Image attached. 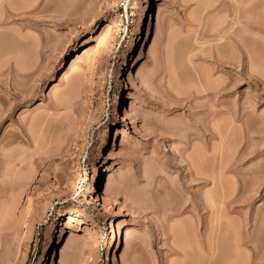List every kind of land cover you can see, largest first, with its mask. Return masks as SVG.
Returning a JSON list of instances; mask_svg holds the SVG:
<instances>
[{
	"label": "rangeland",
	"instance_id": "1",
	"mask_svg": "<svg viewBox=\"0 0 264 264\" xmlns=\"http://www.w3.org/2000/svg\"><path fill=\"white\" fill-rule=\"evenodd\" d=\"M3 1L0 264H264V0Z\"/></svg>",
	"mask_w": 264,
	"mask_h": 264
},
{
	"label": "bare ground",
	"instance_id": "2",
	"mask_svg": "<svg viewBox=\"0 0 264 264\" xmlns=\"http://www.w3.org/2000/svg\"><path fill=\"white\" fill-rule=\"evenodd\" d=\"M203 1H204L205 3H208V4L210 5V2H211L212 0H206V1L203 0ZM214 1H215V0H214ZM214 1H213V5L215 4ZM3 3H4V1L1 0V1H0V6H2ZM205 5H206V4H205ZM205 5H203V6H205ZM209 5H208V6H209ZM211 5H212V4H211ZM147 7H148V4H147ZM207 8H208V7H207ZM146 11H147V10H146ZM140 29H141V28H140ZM142 32H143V31H142ZM140 34H141V32H140ZM137 37H139V36H137ZM137 37H136V38H137ZM135 40H136V39H135ZM132 42H133V41H132ZM132 44H133V43H132ZM133 45H134V44H133ZM174 54H175V53H174ZM176 54H177V53H176ZM176 54H175V55H176ZM177 55H179V54H177ZM183 57H184V56H183ZM175 59H176V57H175ZM177 59H178V58H177ZM177 59H176V61H177ZM127 61H128V60H127L126 58L123 59L122 65H121V67H120V69H119V71H118V73H117V77L120 76V74H121V70H122V66H126V62H127ZM171 61H172V60H171ZM173 64H174V63H173ZM123 73H124V72H123ZM123 73H122V75H123ZM122 75H121V76H122ZM183 77H184V76H183ZM187 78H188V77H187ZM121 79H122V78H121ZM113 110H114V111H118V110L116 109V105H115V107L113 108ZM119 112H120V111H119ZM116 113H117V112H116ZM101 149H102V148H101ZM100 152H101V151H100ZM95 180H96V179H95ZM134 228H135V227H134ZM178 228H180V226H178ZM181 228H182V226H181ZM183 228H184V230L186 229L185 226H184ZM183 228H182V229H183ZM186 230H187V229H186ZM125 231H126V230H124V232H125ZM131 231H132L131 229H129V231H128V229H127V232H126L125 235H127V234H128L129 232H131ZM178 231H180V229H179ZM182 231H183V230H181L180 233L184 234L185 231H184V233H183ZM132 232H133V231H132ZM135 233H136V231H135ZM133 234H134V233H133ZM125 235H124V236H125ZM185 235H186V234H185ZM125 237H126V236H125ZM46 238H47V237H46ZM46 241H47V239H46ZM51 242H52V235H50L49 238H48V244L51 245ZM52 248H53V247H52ZM54 248H55V247H54Z\"/></svg>",
	"mask_w": 264,
	"mask_h": 264
}]
</instances>
